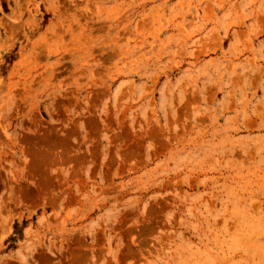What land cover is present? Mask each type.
Returning <instances> with one entry per match:
<instances>
[{"label": "rangeland", "instance_id": "374dc122", "mask_svg": "<svg viewBox=\"0 0 264 264\" xmlns=\"http://www.w3.org/2000/svg\"><path fill=\"white\" fill-rule=\"evenodd\" d=\"M0 264H264V0H0Z\"/></svg>", "mask_w": 264, "mask_h": 264}]
</instances>
